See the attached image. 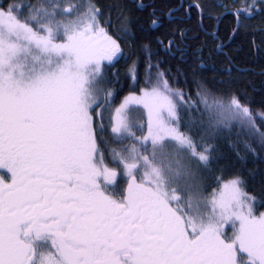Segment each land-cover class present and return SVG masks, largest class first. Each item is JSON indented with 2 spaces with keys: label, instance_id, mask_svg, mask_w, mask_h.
I'll return each instance as SVG.
<instances>
[{
  "label": "snow or ice",
  "instance_id": "snow-or-ice-1",
  "mask_svg": "<svg viewBox=\"0 0 264 264\" xmlns=\"http://www.w3.org/2000/svg\"><path fill=\"white\" fill-rule=\"evenodd\" d=\"M81 7L67 0L0 6V168L10 173V182L0 177V264H264V212L255 213L246 181L218 180L204 198L192 172V164L212 171L210 141L234 125L249 138L230 142L241 161L264 152V111L234 93L216 96L200 81L193 100L169 85L149 52L145 77L155 86L126 97L118 118L106 120L113 92L101 87L103 65L122 48L105 27L110 17L91 0ZM257 12L264 0L234 10L232 35ZM131 25L119 11L121 38L135 36ZM135 70L133 62L132 78ZM130 103L147 110V135L133 131L138 126L124 114ZM201 106L209 119L194 136L190 113Z\"/></svg>",
  "mask_w": 264,
  "mask_h": 264
},
{
  "label": "trees",
  "instance_id": "trees-1",
  "mask_svg": "<svg viewBox=\"0 0 264 264\" xmlns=\"http://www.w3.org/2000/svg\"><path fill=\"white\" fill-rule=\"evenodd\" d=\"M157 1L160 2V9L164 11V14L165 12L169 13L178 9L180 2H182V0ZM185 1L190 3L194 0ZM91 2L101 9L105 17H110L111 24L105 25V27L108 29L109 34L118 42L124 40L116 30L119 11L122 10L125 15L131 18V28L135 33L133 38L128 39V41H132V46H127L124 42L125 47H123L127 49V54H124L126 57L125 67L129 69L133 62L136 64L135 78L129 75L127 69L121 70L120 64L118 68H113L108 64H105L104 67L106 80L102 86L110 88L113 92L112 108L118 105L119 101L126 95L141 93L143 89L155 86V78L148 80L145 77L146 62L148 60V53L150 52L151 62L153 64L159 63L160 69L166 74L169 85L191 93L193 100L196 99V85L194 81H200L216 96L227 99L229 94L234 93L241 98L242 102L248 104L253 109L264 111V53H261V49L257 46L258 43L264 48V20H262L264 19V12L259 13L256 19L252 17L245 20V27L241 28L232 38L230 49L227 52L229 53L228 55L214 54L212 55L214 58L209 60L205 54L203 56L202 52H198L194 56L192 55V59L189 60L187 56L176 55L173 57L170 51L160 47L155 48V38L163 35V39L167 40V35H170V28L163 27L159 31L152 26L151 22L154 16L151 14V6L145 7L144 4H140L139 0H91ZM142 2H150V0H142ZM8 3L9 0H0V6ZM140 6L145 9L142 10ZM185 8L179 11L180 13L184 12L182 14L184 17H186ZM160 13L157 12L156 14ZM191 13L194 15V18L189 22V25L184 27V24V26L178 28L185 29L184 33L186 34L187 32V35L189 31L191 35L196 36V39L193 38V44H195V47H201L203 46L202 36L204 34L202 27L198 24V11L196 8H192ZM220 15V11H218L216 16H212L208 20L207 25L209 30H213L211 24L212 26L213 24L215 25V20ZM242 18L244 19V17ZM183 21V19H180L178 23H182ZM184 22L186 23V21ZM101 23L103 24V19ZM142 26L147 30L143 31ZM218 26L222 35L231 34L230 32L235 27V19L226 16L222 18ZM255 29H258V32ZM255 48L258 51L257 56ZM154 56L157 58L153 59ZM214 62L220 66L219 69L212 70ZM116 70L117 72H115ZM122 71H127V74L122 76ZM152 71H155V69ZM190 114L196 121L192 134L194 136L197 133L204 134V127L207 125L209 119L208 113L201 106L199 112L192 110ZM201 122H203V125ZM257 123L259 124L260 121L257 120ZM181 130H186L183 128V122ZM237 132L241 133L240 136L236 135ZM241 139L249 138L238 126L234 125L231 135L225 133L210 141L217 146V159L211 165L212 171L210 172V176L208 175L209 186L216 187L219 185V183H216L218 180L222 182L237 175L240 176L246 181V191L256 196L257 202L254 205V210L259 214L264 212V152L257 149L259 153L257 157L248 156L245 161H241L236 156L232 147H230V142ZM113 146L119 148V145ZM237 147L243 152L242 144H237ZM250 173H254V175H250Z\"/></svg>",
  "mask_w": 264,
  "mask_h": 264
},
{
  "label": "flooded vegetation",
  "instance_id": "flooded-vegetation-1",
  "mask_svg": "<svg viewBox=\"0 0 264 264\" xmlns=\"http://www.w3.org/2000/svg\"><path fill=\"white\" fill-rule=\"evenodd\" d=\"M140 4H144L145 7L146 6H151L152 10H151V14L154 16L152 18L157 20L158 23L155 25H152L155 29H158L159 31H161V28L163 27H169L170 29V35H167V40L163 39V35L157 36L155 38V48L156 47H160L162 49H166L168 51L171 52V54L173 55V57H175L176 55H183V56H187V58L189 60L192 59V55L194 56L195 53L198 52H202V55L207 56V58L210 60L214 57H212V55L214 54H218V55H222V54H226L228 55V49H230V43L232 41L233 35L232 32H230L231 34H227V35H222L221 31L219 29L218 24L220 25V22L222 20V18L226 17V16H230V18L232 19V17L235 19L234 15L232 14V12L236 9H240L244 6L245 4V0H194L193 2L187 3L185 0H182V2H180V6L178 7V9H175L171 12V15H169L168 12L162 11L160 9V2L157 0H150V2H142V0H139ZM251 1V0H249ZM187 3V4H186ZM196 5H199L200 7H202L205 15H204V19L203 22L201 23L198 20V24H200V26L202 27L203 30V34L204 36H202L203 38V42L201 47H195V44H193V38L196 39V36H193V34L191 35V33H189L188 31V35L187 32L184 35L183 38H181L178 34H177V30H184L185 29H179L180 27L189 25V22L194 18V15L191 13L192 8H196ZM220 5H224V7H221ZM141 7V6H140ZM185 8L186 11V17L182 16V13H180L179 11L182 8ZM142 10H144L145 8L141 7ZM227 9V11H226ZM198 11V9H197ZM218 11H220V17L215 20L216 24L211 27L213 30H209L207 22L210 19L209 17V13H211V18L212 16H216V14L218 13ZM157 12H161L160 14H156ZM262 12H257L253 19H256V16ZM174 14V15H173ZM232 16V17H231ZM244 15H241V19L243 20ZM183 19L184 21H186V23L183 21L182 23H178V20ZM264 20V19H262ZM252 21V20H251ZM143 24V23H142ZM173 24V25H172ZM256 24V23H255ZM144 25V24H143ZM255 26V25H254ZM179 27V28H178ZM143 31L147 30L145 29L144 26H142ZM187 29V28H186ZM258 32V29H255ZM192 31V28H191ZM212 33H215V35H213ZM110 35V34H109ZM228 36V37H227ZM172 40L174 41L175 45H178L179 47H172L171 49H169L167 47L168 45V41ZM205 40V41H204ZM128 46H132V41H128L126 39L119 41L121 48H122V55L118 56V60H114L111 64V67H116L118 68V65L120 64L121 66V70L123 69H127V67H125L124 63L126 64V57L124 56V54H127V49H124L123 47H125V43ZM162 42V43H161ZM166 42V44H165ZM197 45V44H196ZM217 45H221V47H217ZM257 46L261 49V53H264V48H262L258 43ZM196 48V49H194ZM215 50V52H214ZM182 53V54H181ZM255 53L256 56L258 55V51L255 48ZM153 56V55H152ZM157 58L156 56L153 57ZM232 61V60H231ZM212 65V64H211ZM219 65L214 62V64L212 65V70H217L219 69ZM129 69H127L128 71ZM127 71H122V76H125ZM117 72V70L115 71ZM0 177H3L5 182H10V173L8 172L7 169H3L0 168Z\"/></svg>",
  "mask_w": 264,
  "mask_h": 264
},
{
  "label": "rangeland",
  "instance_id": "rangeland-1",
  "mask_svg": "<svg viewBox=\"0 0 264 264\" xmlns=\"http://www.w3.org/2000/svg\"><path fill=\"white\" fill-rule=\"evenodd\" d=\"M67 2L81 5L82 7H81L80 10L83 11V6H85L88 3V0H67ZM104 65H105V63H104ZM104 65H103V67H104ZM101 87H102V85H101ZM152 87H150L149 89H143L141 93H130V94L126 95L123 99H121L119 101L118 105H116L113 108H112V106H113L112 103H110V110L105 113L106 120H107V118L109 116L112 118V120H115V119L118 118L115 109L120 107V105L124 102L126 97H129V96H137V97H139V96H141L143 94L144 90H149L150 91ZM111 100H113L112 97H111ZM111 100H110V102H111ZM124 114L126 115V117L128 118V120L131 123H133V124L138 126V127H134L133 128V131L136 132L137 136L147 135L148 113H147V110L143 107V105L130 103L127 106ZM124 143L125 144H130V143H133V141H124ZM120 147H122V145H120ZM145 155H147V153H145ZM177 159H180V162L184 163V164L190 163V161H188L186 157L177 158ZM104 162H105V164L108 167H111V166H109L106 163V161H104ZM117 167H118V165H113L112 168H117ZM173 167H175V163L173 164ZM192 172L194 173V176H195V181H193V182L194 183L195 182H199V184H200V188H199L198 191H199L201 197H204V198L210 197L211 193L214 190H218L219 185L216 186V187H210L209 186L210 185V181H209L208 175L210 176V172L204 171L202 169H198L195 164H192ZM137 179L139 180V175L137 176ZM118 180H119V177H118ZM216 183H218V182L216 181ZM123 186L124 185L121 184V188ZM181 194H183V193H181ZM256 214L259 215L260 213L259 214L256 213ZM224 231H225V233L227 235L230 236L231 233H232L231 225L230 224L225 225L224 226Z\"/></svg>",
  "mask_w": 264,
  "mask_h": 264
}]
</instances>
